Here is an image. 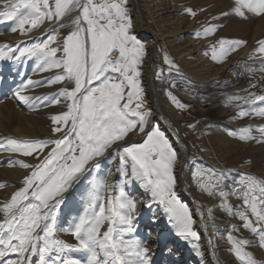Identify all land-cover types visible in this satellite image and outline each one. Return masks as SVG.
Instances as JSON below:
<instances>
[{"label": "snow or ice", "instance_id": "obj_1", "mask_svg": "<svg viewBox=\"0 0 264 264\" xmlns=\"http://www.w3.org/2000/svg\"><path fill=\"white\" fill-rule=\"evenodd\" d=\"M126 2L0 0V21H12L11 32L36 41L0 44V59L34 57V71L53 73L47 85H61L51 97L34 99L50 100L53 105L61 104V98L68 101L66 111L51 116V138H0V151L36 161H9L10 167L18 164L30 172L23 177L22 186L0 202V264H33L34 258L35 264H154L151 248L136 234L140 200L132 196L129 187L137 183L166 215L176 235L189 241L197 256H203L193 214L175 190L178 153L160 127L151 122L152 110L146 106L141 66L147 50L132 34ZM185 12L196 16L192 8ZM249 14L264 16V0H233L230 11L212 19L235 15L247 20ZM45 22L50 27L44 38L31 37ZM221 27L208 23L194 35L215 36ZM62 30H67L66 34ZM245 44L220 37L210 46L211 59L223 63ZM257 44L253 56L259 67L246 68L249 73H264V39ZM164 63L169 71L179 72V66L166 54ZM156 78H161V72ZM40 85L29 77L14 95L28 104L33 98L21 93ZM256 87L250 83L243 89L247 95L227 97L226 105L237 109L233 119L264 118V95L250 91ZM166 94L177 108L187 107L171 92ZM253 131L248 126L228 130V135L243 142H264V126L255 128L260 136ZM133 135H142V142H133ZM113 160L118 161L115 172L110 167ZM113 175L115 179L107 178ZM192 175L199 191L219 197L218 207L238 218L240 227L256 237L252 241L229 232V250L242 264H261L247 248L254 243L264 248V178L242 174L229 185L228 171L202 165H197ZM6 186L0 184V188ZM230 196L241 200L242 206L234 207ZM76 204L77 214L63 219L62 224V206ZM207 214L214 220L211 207ZM199 215L203 219L204 212ZM231 228L240 230L237 225ZM61 233L74 242L61 239Z\"/></svg>", "mask_w": 264, "mask_h": 264}, {"label": "rangeland", "instance_id": "obj_2", "mask_svg": "<svg viewBox=\"0 0 264 264\" xmlns=\"http://www.w3.org/2000/svg\"><path fill=\"white\" fill-rule=\"evenodd\" d=\"M129 2L130 1L127 0L125 6L128 14L131 16ZM138 2L142 15V28L149 32L151 30H160L165 32L166 35L165 39L159 40L155 49H153L154 55L151 58L154 66L152 83L157 94L164 95L172 107L171 112L170 110L166 111L167 118L170 124L175 127L177 134L180 135V138L183 139L187 145L188 155L184 164L183 174L190 179L189 189L199 194L198 200L208 222V236L213 238V246L216 248L218 245L220 247L222 244H225L220 247L219 250L216 249L217 258L221 261V264H242L234 253L229 250L231 245L227 242V233L232 232V234L238 238H246L252 241H256V237L248 230L240 227L242 222L239 221L238 218L228 215L218 207L219 197H209L199 191L192 173L197 165H202L205 168L211 167L222 171H228L229 185L238 180L242 174H250L264 178V142L258 143L255 140L243 142L228 135V130H238L240 128L252 126L254 129L253 135L260 136V133L255 131V128L257 126H264V118L249 116L242 119H233V117L236 116L237 109L234 106L226 105L228 96L247 95L243 89L249 88L250 83L257 84V87L250 89V91H255L257 94L264 95V79H261L264 73H249L246 71V68L259 67V60L253 56V52L254 49L258 47L257 41L264 39V21L262 22L264 16L257 17L249 14L247 20L236 17L235 15L220 17L219 20L212 19L214 16H219L221 12L230 11L233 6V0H138ZM0 7L3 6L0 5ZM187 8H192L196 12V16L193 17L185 12ZM201 9L204 10L201 11ZM208 23H219L222 27L218 29L215 36L196 37L194 33L202 30ZM13 26L14 24L12 21H0V44L7 43L15 45L17 41L20 40H27L28 43L36 42L28 37L20 36L19 32H16L17 36L15 38L4 37L13 33L11 32ZM49 27L50 25L45 22L38 31H34L35 33L32 32L30 36L42 39L44 38L43 34ZM66 31L67 30H62V34H66ZM132 34H134L133 31ZM220 37L243 40L246 41V44L237 49V51L231 53L223 63H219L211 59L210 46ZM137 38L142 43H146L143 38L139 36H137ZM165 40L171 41L168 42ZM206 52L209 54L205 55L204 53ZM165 54L179 66V72L175 70L169 71V66L164 63ZM258 55L259 54H257V56ZM36 66L37 61L34 57H24L19 61L9 60L7 58L0 59V103L6 100L10 102L13 101L12 99L15 98L14 93L29 77L41 82V85L35 88L46 87V82L51 78L53 73H41L42 75L38 76V72L34 71ZM157 72H161L160 79L156 78ZM60 87L61 85L55 86L51 89L52 91H49L51 93H44L41 91L35 92V97H51V95L58 92ZM167 92H171L183 104L187 105V107L184 109L177 108L167 96ZM144 94L146 106L152 110V105H150L152 103H148L145 91ZM190 98H196L197 106L200 107L199 109L193 106V101L188 100ZM33 101L35 106L34 109H39L38 111H43V106L51 104L50 100L34 99ZM65 103L67 104L68 101ZM66 104L61 105L63 107H61L62 109L60 112L53 111L47 115L52 116L66 111ZM27 105L28 104L19 99L15 107L13 104L11 105L12 107H10L9 104L11 110H9L8 113L12 121L14 120L13 123L15 119H13L12 113H14V115L16 113L15 116L22 117L30 115L28 112H31V109H29ZM15 108L17 112L13 110ZM203 108L205 110H203ZM222 108L226 110L227 115L220 117L217 111ZM55 109L56 107H54V110ZM155 117L158 118L157 116ZM45 122L44 127L46 132H38L37 134H33L34 136H26L23 134L24 137L15 132L12 123V126L8 127L5 133L0 131V138H51V119L50 121L47 119ZM189 125H195V127L192 128L189 127ZM131 139L133 142H142L143 137L142 135H133ZM17 160H25V162L31 164L36 163L31 157H23L18 154L0 151V167L9 165V161L15 162ZM16 165L20 167L18 164ZM20 168L23 172V175L20 177H13L14 179L6 177L0 180V184L13 186L11 190L0 192V196H2L0 197V202L8 200L11 194L22 186L23 177L29 174L30 169ZM175 175L177 179L175 190L178 198L189 206L186 200L182 199L185 193L183 189L179 191L181 184L176 172ZM139 187L138 183L129 187L130 193L136 199V195L140 190ZM2 190H4V188ZM225 190L231 191V188L226 187ZM76 200H79V195L76 196ZM229 202L234 207L238 205L242 206V201L238 200L235 196H230ZM148 203H151V207L146 205L142 208L143 213H138L136 234L140 238L141 233V237L145 238L149 233H152L157 238H160L162 233L169 230V232L166 233L167 237L165 241L157 244L158 246L155 244L156 249L154 247L152 253L154 258H159L166 264L167 261L164 260V251L168 250V245L173 241H178L181 245L175 249L177 252L172 251L173 253L171 252V256L169 257V262L172 261L171 264H176V260L180 259L178 252L181 253L183 249L186 250L187 248L193 250V247L189 241L176 235L175 229L168 222L166 215L155 203L151 202V199ZM139 206L138 204V208ZM210 207L213 209L214 220L208 219L207 209ZM78 208V204L74 206L69 205L68 207L62 206L60 213L62 218L61 223L63 224V219H70L71 216L76 215V209ZM142 211L140 210L139 212ZM213 224H215V227L212 226ZM232 225H237L240 230L238 232H233L231 228ZM193 227L200 236L199 229H197L198 227L194 225ZM66 235L67 234L61 233L60 238L70 243L74 242V238L72 237V240H67L65 237ZM68 236L70 237V235ZM197 243L200 245V239ZM247 251L252 252L255 258L260 261L261 264H264V248H260L258 243L249 246ZM201 252L203 253L202 257L196 255L190 259V257L186 255L185 261L178 264H204L205 254L202 250ZM184 253H181V255H184ZM73 255L81 256L79 253H73Z\"/></svg>", "mask_w": 264, "mask_h": 264}, {"label": "bare ground", "instance_id": "obj_3", "mask_svg": "<svg viewBox=\"0 0 264 264\" xmlns=\"http://www.w3.org/2000/svg\"><path fill=\"white\" fill-rule=\"evenodd\" d=\"M129 1H130L129 2V6H130L129 11H130L131 16L133 18L132 19V22H133L132 31L134 32V34H136L140 38H143L146 41L145 45L147 47V55L145 56L144 62L141 66V84L143 86L144 91L146 92V97H147L148 103L149 104L152 103V104H150V105H152L151 107H152V114H153L152 118H151V122L153 121V123L155 125L160 127V129L170 139V142L172 143L173 147L176 149V151L178 153V160H177L175 172L177 173L180 184H181V188H179V191H181L183 189V192L185 193V195L182 197V199L186 200V202L188 203V205H189L188 207L190 208V210L193 214V219L195 221L194 226L198 227L197 229H199L200 245L202 246V247L200 246L201 247L200 250H202L205 254V263L204 264H221V261L217 258L218 257L217 250H219L220 247L224 246L225 244H222L220 247L218 245L217 247H219V248H217V247L215 248L213 246V238L211 236H208L209 229H208V226H207V228L205 227V225H207V223H208L206 218H205V214H204L203 219L199 215V212L203 211V208L200 205V202L198 200L199 194L197 192H193L189 189L190 179L187 178L183 174V171H184L183 169L185 166L184 165L185 164V147L184 146L186 145V143L184 142L183 139L180 138V135L177 134L176 129H174L175 127L173 128L172 124H170V122L167 118V115H166L167 112L166 111L170 110V112H171L172 107L170 106V104L168 103V101L166 100L164 95L157 94L156 89L154 88L153 83H152L153 82L152 75H153L154 66H153V63L151 61V58L154 55L153 49H155V46L159 40L165 39V37H166L165 32L160 31V30H151L150 32L147 30H144L142 28V24H141L142 15H141L140 4H139L138 0H129ZM148 1H150V0H148ZM263 21L264 20H262V22ZM16 36H17V33H12L9 36H4V37L15 38ZM165 41L169 42L171 40H165ZM45 74H50V73H45ZM39 75H42V74L38 72V76ZM45 86L46 87H43V88H35V89L33 88L31 90H28V91L21 93L22 95H26V96L29 95V97L33 98L30 101V103H28V105H27L29 107V109H31V112L29 111L28 113H30V115L26 116V117L25 116H23V117L22 116H15L16 113H15V115H14V113H12L13 115L12 114L11 115L13 116V119H15V122H14L15 124L13 123L14 120L12 121V118L10 117V114L8 113V111L11 110L10 107H12L11 106L12 104L15 107L18 98L15 97L14 99H12L13 101H11V102L9 100H6V101L0 103V131L2 133H5L8 130V127L12 126V123L14 125L12 127H14L15 132L17 134H19L20 136L23 134L26 136L27 135L31 136L33 134H37L38 132H40V133L46 132V129L44 127L45 123H46L45 121H47V119H49V121H50V119H51V116H49L47 114L52 113L53 111L60 112V110L62 109L61 107H63L61 105L62 104L65 105L66 101H64L62 98V103L59 105H53V104L45 105L42 107L43 111H38L39 109L38 110L34 109L35 106H34L33 100L35 97V92L41 91L44 93H48L51 89H53L55 86H58V85H53V86L49 87L46 84ZM49 93H51V92H49ZM155 98H157L156 99L157 103L155 101ZM188 100L193 101V106H196L197 109L200 108L197 106L196 98H190ZM9 104H10V107H9ZM156 104L158 105V109L162 110L164 112L166 120L158 113V109H157ZM54 107H56L55 110H54ZM13 110H15V112H17L16 108ZM203 110H205V109L203 108ZM45 113H46V115H45ZM217 113L219 114L220 117L227 115L226 110L223 108L219 109L217 111ZM155 116H157L158 118H156ZM24 135H23V137H24ZM179 138L181 140H183V142L180 141ZM116 163H117V160H113L111 162L110 167L113 169V172H115ZM21 175H23L22 169L20 167H18L16 164H14V166H11V167L9 165H6L4 167H0V180L4 179L6 177L17 178V177H20ZM107 178L108 179H115V175L109 176ZM12 181H15V180H12ZM180 184H179V186H180ZM12 188H13L12 185H7L6 187H4V190H2L3 188L0 189V192H3V191L5 192L6 190L8 191V190H11ZM139 188H140V190H139V193L136 195V197L138 200H140V203H139L140 206L138 208V213L140 214V213H143L142 208H144L146 205L149 204L148 202L150 201V196L145 194L141 187H139ZM0 197H2V196H0ZM140 210L142 212H139ZM167 232H169V230H167L165 233H162V236L160 238H157L156 236H154L152 233H149V232H148L149 233L148 235L146 232L147 236L145 238H143V237H141L142 235L140 233V238L144 239L148 243V246L152 250V249H154V247L156 249V246H158L157 244H160L161 242L165 241V239L167 237V234H166ZM65 237L67 238V240H72L71 236L69 237L68 235H66ZM210 241H211V243H210ZM155 244H156V246H155ZM180 245L181 244L178 243V241H173L170 245H168V250L164 251V256H165L164 260L167 261L168 264L169 263L171 264V262H172V261L169 262V259H170L169 257L171 256L170 253L172 251L177 252V251H175V249H177V247H179ZM184 250L185 249H183V252H181V253L185 252L184 255H181V253L178 252V254L180 255V259L176 260V264L184 262L186 259V255H188L190 257V259L192 257L196 256L194 249L192 250L190 248H187L185 251ZM35 259L36 258H34V260H33V264H35L34 263ZM153 261H154V264H165L163 262V260H161L159 258L153 257Z\"/></svg>", "mask_w": 264, "mask_h": 264}, {"label": "water", "instance_id": "obj_4", "mask_svg": "<svg viewBox=\"0 0 264 264\" xmlns=\"http://www.w3.org/2000/svg\"><path fill=\"white\" fill-rule=\"evenodd\" d=\"M152 63H153V61H152ZM156 99H157V98H155V101H156ZM156 103H157V101H156ZM156 106H157V109H158V105H157V104H156ZM158 113H159V114L165 119V115H164V112H163L162 110H159V109H158ZM165 120H166V119H165ZM166 122H167V121H166ZM173 128H174V127H173ZM174 129H175V128H174ZM179 139H180V138H179ZM180 141H183V140L180 139ZM184 144H185V143H184ZM184 147H185V161H186V159H187V155H188V154H187V153H188V148H187L186 145H185Z\"/></svg>", "mask_w": 264, "mask_h": 264}]
</instances>
